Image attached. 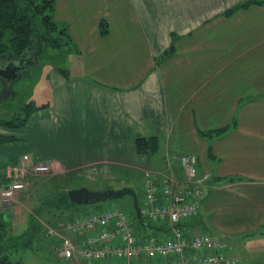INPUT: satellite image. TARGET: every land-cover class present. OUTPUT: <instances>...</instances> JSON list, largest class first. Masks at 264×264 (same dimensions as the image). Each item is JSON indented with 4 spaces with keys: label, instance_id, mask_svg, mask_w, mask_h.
<instances>
[{
    "label": "crops",
    "instance_id": "0c3cea01",
    "mask_svg": "<svg viewBox=\"0 0 264 264\" xmlns=\"http://www.w3.org/2000/svg\"><path fill=\"white\" fill-rule=\"evenodd\" d=\"M243 1L56 0L78 65L55 67L52 98L23 125L34 117L29 141L13 130L0 144V186L10 166L34 161L106 188L142 185L146 170L181 181L179 155L195 154L205 195L185 233L210 230L239 264H264V3L225 14ZM153 136L158 148L138 151Z\"/></svg>",
    "mask_w": 264,
    "mask_h": 264
},
{
    "label": "built area",
    "instance_id": "2783aa9c",
    "mask_svg": "<svg viewBox=\"0 0 264 264\" xmlns=\"http://www.w3.org/2000/svg\"><path fill=\"white\" fill-rule=\"evenodd\" d=\"M179 161L181 181L167 175L158 180L151 170L144 172L142 180V215L154 224L166 223L169 236L137 233L135 218L113 205L75 216L61 229L48 226V233H57L60 239L58 255L79 264H238L240 259L229 253L226 241L201 229L191 237L185 233L184 224L198 214L207 176H199L197 155L183 153ZM50 169L42 163L35 167L38 173ZM27 184L26 178L10 184L3 189L2 199L12 200Z\"/></svg>",
    "mask_w": 264,
    "mask_h": 264
},
{
    "label": "rangeland",
    "instance_id": "374dc122",
    "mask_svg": "<svg viewBox=\"0 0 264 264\" xmlns=\"http://www.w3.org/2000/svg\"><path fill=\"white\" fill-rule=\"evenodd\" d=\"M76 44L73 42L61 48H53L49 46L41 59L34 60L31 63L29 75H25L15 84V97H5L0 100V117L20 119L23 116V106L31 101L36 105L47 103L52 98V75L55 67L73 68L77 67L76 60ZM1 88V85H0ZM12 98L11 100H9ZM8 101V102H4ZM4 102V103H3ZM32 119L26 126H20L15 129H8L0 125L1 133H10L13 130L17 132L19 141H29ZM21 138V139H20ZM3 155L0 153V163L4 161ZM49 164L48 162H32L20 166H10L8 168L7 185L0 186V216L10 228L11 240L9 245V253L12 261L16 264H79L74 259H66L58 255L57 248L60 245V239L57 233L49 234L48 226L63 228L66 221L71 218L100 211L106 206L117 205L126 211L134 212L133 198L125 195L114 201H104L91 204H77L70 207L57 208L51 205V201L55 200L60 191L77 187H87L92 191H105L109 188L98 186L94 182L87 180L84 176L69 175L67 181L61 177L51 178L50 171L38 173L35 167L38 164ZM51 166V165H50ZM27 169H25V168ZM23 171L24 177L22 176ZM26 178L28 184L25 188L19 190L14 198L8 202L2 199L3 189L10 184ZM112 189H119L123 185L122 182L111 183ZM134 189L137 191L140 201H143V188L139 180L134 183ZM54 198V199H53ZM12 214V215H9ZM35 216L36 219H30ZM28 218L29 228L25 230L20 224ZM25 218V219H24ZM146 221L147 218L144 217ZM26 221V222H27ZM39 225L40 228H32L31 222ZM138 232L153 234V230L145 228L136 220L134 222ZM59 229V230H60ZM203 231L206 232L202 228ZM209 234L210 230H207ZM211 235V234H210Z\"/></svg>",
    "mask_w": 264,
    "mask_h": 264
},
{
    "label": "trees",
    "instance_id": "16d2710c",
    "mask_svg": "<svg viewBox=\"0 0 264 264\" xmlns=\"http://www.w3.org/2000/svg\"><path fill=\"white\" fill-rule=\"evenodd\" d=\"M254 3L263 4L264 0H245L228 8L225 14L232 15L238 10L249 7ZM55 9L56 0H0V56L10 54L19 56L24 51L29 50L32 46L39 43L43 45V50L40 54L41 59L49 46L61 48L71 44L73 38L68 28L55 20ZM108 32V22L103 19L101 22V33L107 34ZM171 49H173V47ZM58 69L63 74L68 75L66 68L58 67ZM11 99L12 98L9 100ZM43 106L44 104L38 106L34 101H31L22 107L23 116H21L20 119L18 117L14 119L0 117V125L11 130L23 126L26 124L30 115ZM226 129L227 127L225 126L207 130L203 133L205 136L213 138L215 135L222 134ZM14 138L15 136L12 134L0 132V144L11 141ZM158 144L159 139L156 136L149 138L143 137L136 140L138 151L147 149L155 150L158 148ZM50 203L57 208L77 205L69 199L67 189L60 191L55 200ZM128 213L131 214L136 221V213L130 211ZM32 219H36V217L32 216ZM34 222L35 221L31 222V227L40 228L39 225H34ZM148 223H150L149 226L155 225L153 222H149V220ZM143 226L145 228H150L146 224ZM11 240L14 239L10 235V228L0 216V264H16V262L12 261L10 258L9 245H13L10 242Z\"/></svg>",
    "mask_w": 264,
    "mask_h": 264
},
{
    "label": "water",
    "instance_id": "95a60500",
    "mask_svg": "<svg viewBox=\"0 0 264 264\" xmlns=\"http://www.w3.org/2000/svg\"><path fill=\"white\" fill-rule=\"evenodd\" d=\"M33 47L37 48L36 50L38 53H37L36 60L39 61L40 54L43 50V45L38 43L36 46H33ZM26 51L23 52L22 56L26 55V53H27ZM25 61H27V60H25ZM13 64H14V67H12L11 65H7L6 67H0V77L6 76L7 72H14V74L11 77H9L10 78V80H9L10 85L8 86V89H6V91H7L6 94H8L9 92L13 93L12 96L14 97V96H16V91L14 88L15 83L17 81H19L20 79H22L23 75L20 74V72H19V70L21 69V65H16L14 62H13ZM5 97H7V96H5V95L0 96V100L5 99ZM125 195L132 196L133 205H134V208L136 211L137 220L141 225H145L146 222L143 219L141 206L139 203L138 193L132 187H123V188H119V189L109 188L105 191H92V190L88 189L87 187L71 188L68 190V196H69V199L71 200V202L79 204V205L117 200L119 198L124 197Z\"/></svg>",
    "mask_w": 264,
    "mask_h": 264
},
{
    "label": "flooded vegetation",
    "instance_id": "af4514ba",
    "mask_svg": "<svg viewBox=\"0 0 264 264\" xmlns=\"http://www.w3.org/2000/svg\"><path fill=\"white\" fill-rule=\"evenodd\" d=\"M36 46V45H34ZM37 48L35 47H31L30 50H27L26 52V55L25 56H22L23 53L19 56H12V54L9 56V55H2L0 56V67H6L7 65H11L12 67H14V64L13 62L16 64V65H21V69L19 70L20 74L23 75V77L25 75H29L30 74V70H31V63L36 60L37 58ZM27 60V61H25ZM14 74V72H7L6 73V76H1L0 77V85H1V88H0V96H7V97H13L12 94L13 93H8L6 94V89H8V86L10 85V78L12 75ZM16 84V83H15Z\"/></svg>",
    "mask_w": 264,
    "mask_h": 264
}]
</instances>
